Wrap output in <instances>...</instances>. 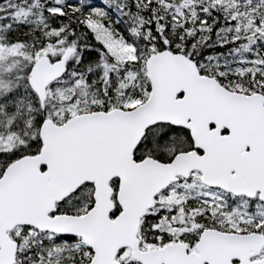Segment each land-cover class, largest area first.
Wrapping results in <instances>:
<instances>
[{
  "label": "snow or ice",
  "instance_id": "snow-or-ice-1",
  "mask_svg": "<svg viewBox=\"0 0 264 264\" xmlns=\"http://www.w3.org/2000/svg\"><path fill=\"white\" fill-rule=\"evenodd\" d=\"M0 264H264V0H0Z\"/></svg>",
  "mask_w": 264,
  "mask_h": 264
}]
</instances>
